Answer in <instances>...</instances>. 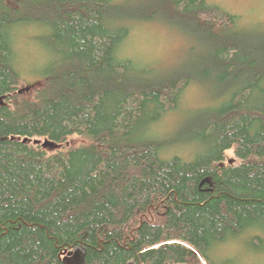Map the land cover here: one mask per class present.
<instances>
[{
	"label": "trees",
	"instance_id": "1",
	"mask_svg": "<svg viewBox=\"0 0 264 264\" xmlns=\"http://www.w3.org/2000/svg\"><path fill=\"white\" fill-rule=\"evenodd\" d=\"M148 21L188 39L181 62L123 53ZM31 27L48 59L25 83ZM196 84L207 103L162 133ZM0 98V264H245L222 247L240 241L264 255V27L208 0H0Z\"/></svg>",
	"mask_w": 264,
	"mask_h": 264
},
{
	"label": "rangeland",
	"instance_id": "2",
	"mask_svg": "<svg viewBox=\"0 0 264 264\" xmlns=\"http://www.w3.org/2000/svg\"><path fill=\"white\" fill-rule=\"evenodd\" d=\"M208 2L237 15L242 24L261 26L259 21L260 17L264 15V0H208ZM42 31L36 27L28 28V32L24 37L27 38L28 43H23L20 47L21 58L26 66V73L23 75L25 83L32 82L42 76V70L47 63L48 53L42 43L38 42L41 40L39 36ZM189 46L188 39L176 28L163 23L148 21L134 25L125 42L123 53L131 60L142 65L166 66L181 62L186 56ZM201 86L196 84L185 91L182 98L183 111L165 115V118L160 122L161 124L159 123L162 126V133H170L176 128L187 107L201 105L203 102L204 104L207 103L203 101L205 88L202 86L203 89ZM72 139L73 143L82 141L81 138ZM184 147H178L176 149L177 153L182 154ZM225 157L237 161L233 149L226 150ZM225 251V256L240 254L243 259L247 256L246 260L248 261L245 264H264V255L252 253L243 241L229 244ZM72 258L69 264H79V261H76L74 257Z\"/></svg>",
	"mask_w": 264,
	"mask_h": 264
},
{
	"label": "water",
	"instance_id": "3",
	"mask_svg": "<svg viewBox=\"0 0 264 264\" xmlns=\"http://www.w3.org/2000/svg\"><path fill=\"white\" fill-rule=\"evenodd\" d=\"M19 92H20V90H19ZM0 102H1V98H0ZM30 141H32L34 144H40L44 148H51V147H55L56 146V144L54 142L49 141L47 139H44V140L33 139V140H30ZM77 253L78 252L75 251L73 253V257H76ZM68 259H70V261H71L73 258L72 257H70V258L68 257ZM63 260L65 261L66 257H64Z\"/></svg>",
	"mask_w": 264,
	"mask_h": 264
},
{
	"label": "snow or ice",
	"instance_id": "4",
	"mask_svg": "<svg viewBox=\"0 0 264 264\" xmlns=\"http://www.w3.org/2000/svg\"><path fill=\"white\" fill-rule=\"evenodd\" d=\"M259 22H260L261 26L264 27V15H262L260 17V21ZM227 246H229V245H227V244L226 245H222V247H227Z\"/></svg>",
	"mask_w": 264,
	"mask_h": 264
},
{
	"label": "flooded vegetation",
	"instance_id": "5",
	"mask_svg": "<svg viewBox=\"0 0 264 264\" xmlns=\"http://www.w3.org/2000/svg\"><path fill=\"white\" fill-rule=\"evenodd\" d=\"M77 257V258H76ZM76 257H74V259H76V261H79V256L76 255Z\"/></svg>",
	"mask_w": 264,
	"mask_h": 264
}]
</instances>
